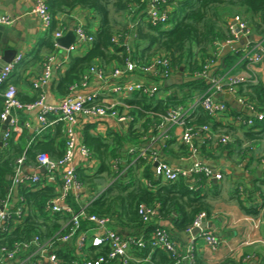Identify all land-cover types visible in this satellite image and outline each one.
Listing matches in <instances>:
<instances>
[{
    "label": "trees",
    "instance_id": "16d2710c",
    "mask_svg": "<svg viewBox=\"0 0 264 264\" xmlns=\"http://www.w3.org/2000/svg\"><path fill=\"white\" fill-rule=\"evenodd\" d=\"M147 1L46 0L52 21L49 26L50 35L43 44L47 52L43 54L39 62L42 65L45 59L56 51L52 38L53 32L60 27L66 29L64 22L55 27V16L80 7L91 11L93 18H97L99 25L93 32L87 24L83 25L84 30L92 36L90 47L81 56L70 55V52L71 62L68 69L52 82L54 91L62 95L63 98L72 95V86H79L90 67L96 68L106 75L108 68L112 66L111 64L123 66L128 59L140 67L151 61L153 57L164 55L169 60L168 66L172 71L177 72L179 67L183 66V72L186 73V76L183 77H195V79L181 84L164 87L163 78L142 72L144 76L152 78L158 86V90L169 87H176L178 90L169 92L155 103L151 102L154 95L144 91L134 92L133 98L125 99L124 103L127 107H120L119 109L120 111L125 109L126 114L133 119L127 123V134L122 136L115 133L116 135L112 136L110 143L100 135L90 131L91 123L84 125L80 132L81 140L90 150L97 165L91 170L88 169V166H75L76 176L85 192L69 191L64 200L72 208L74 214L83 211L88 215L106 217L111 228L119 234L144 239L146 241L144 247H133V251H129L131 257L140 260L138 263L144 262L143 260L149 256L148 261L144 264H173L174 259L171 254L161 248L152 249L149 246L148 239L152 231L155 227L164 228L168 231L170 238L179 243V233L187 231L200 213L207 215V204L203 200V196L198 195V191L184 181V178L175 182H165L160 179L154 181L149 167H146L142 177L147 180L148 184L139 182L135 177L133 168L137 166L135 164L139 162L140 158L133 162L130 161V158L127 159L128 167L122 170L118 166L120 164L116 157L118 149L114 145L120 146L127 139L137 141L149 132L148 121L152 124L159 123L161 116L169 108L187 105L196 94L206 92L210 83L206 77L198 74L207 73L210 70L207 65L216 60V43L231 38L226 28L229 18L239 15L248 23L252 34L263 36L264 0L160 1L162 6L169 9L168 19L164 24L153 23L145 18V11L148 8ZM114 13H120L121 19H116ZM245 66L246 61L244 60L241 68L243 69ZM138 70L141 72L140 69ZM218 74H220V70L216 69L211 75L213 77ZM9 84L15 85V82L10 79L3 82L0 85V93ZM30 86L32 87V84ZM33 91V95L27 100L21 98L18 92H16V97L21 103L31 104L36 102L40 96H45L44 86L37 89L33 88ZM238 94L245 97L247 103L252 106V110L264 111V85L261 81L238 84ZM227 105L235 115L251 116L232 108L228 103ZM2 106L3 97L0 95V112ZM14 109L25 110L24 108ZM46 118L47 124L52 123L55 127L53 134L48 135L50 134L48 133L44 139L36 141L33 136L29 139L27 133L23 131L17 139H10V136L6 146L0 145V203L8 202L10 211V217L3 224L0 222V245L13 247L17 242H30L37 235L40 244L51 242L48 249L55 253L59 264H72L79 258L80 254L75 240L72 239L68 242L56 240L59 235L68 230L71 216L49 210L50 200L57 196L59 191L47 181H44L42 185L31 184L25 189L22 188L16 197V201L12 202L10 199L12 181L6 178L7 175L11 177L14 175L16 159L20 157H23V164L33 166H39L36 160L38 153H47L53 160L62 158L65 149L64 131L63 134L61 131L63 130V123L56 120L55 116L51 114L46 115ZM139 119H147L140 126L142 130L136 127ZM187 120H189V125L206 124L214 131L229 134L232 138L231 142H236L233 131L235 127L223 126L221 123L213 121L201 106H198ZM255 127L264 130V117L258 120L256 126L241 127L240 129L247 133L245 134L247 138H252L254 133L251 130L252 128L254 130ZM219 128L220 130H218ZM223 128L226 129L222 130ZM58 137H61L64 144L55 141ZM231 142L222 145H229ZM185 148L189 152L187 147ZM130 165H134V167ZM60 171L61 168L58 167L54 173H60ZM196 177L200 178L201 181H208L203 175ZM106 183L107 186L101 190L100 188ZM82 197H84L83 200ZM140 204L155 208L156 214L151 216L148 221H144L138 213ZM19 206H22L26 212L20 220H17L14 211ZM173 211L179 213L180 216L178 218L173 216ZM160 221H167L169 225L171 223L172 227L163 226ZM90 225L89 221L81 220L79 229L84 230ZM53 240L55 241L53 242ZM82 248L91 256L106 254L108 251L107 246L96 247L91 244H86ZM36 249L37 247L32 245L27 249L20 250L16 256L17 259L11 263L49 264L43 260L38 262L35 257H32ZM27 257L31 258L24 263L20 262ZM194 263L201 264L197 262L196 256ZM226 263L227 260H224L215 264Z\"/></svg>",
    "mask_w": 264,
    "mask_h": 264
},
{
    "label": "crops",
    "instance_id": "0c3cea01",
    "mask_svg": "<svg viewBox=\"0 0 264 264\" xmlns=\"http://www.w3.org/2000/svg\"><path fill=\"white\" fill-rule=\"evenodd\" d=\"M33 8V0H0V15H6L13 19L10 24H3L5 29L0 39V57L4 55L8 58L13 57V50L17 52L15 56L18 54L22 55L21 61L14 67L9 79L15 82L18 95L26 100L34 93L30 84L41 73L42 67L39 61L43 54L47 52L43 44L44 40L50 35L49 27L33 13ZM54 22L56 23L55 27L60 26L64 22L65 25H63L66 27L64 34L68 30L74 31L77 24H87L92 32L99 25L97 18H93L91 11L80 7L68 13L55 16ZM258 37L253 34L251 40H257ZM239 41L228 43L227 40H224L216 43V60L214 62H218V65L215 70L219 69L220 73L229 75L242 70L241 64L245 60L244 48L248 47L244 39L240 43L241 46L236 48L235 44ZM90 45L91 43H84L82 46H78L71 54L66 52L64 48H56L51 61L53 69L51 80L44 86L45 102L47 104H58L63 99V96L52 88V82L57 80L68 69L71 62L69 54L81 56L85 54ZM111 65L103 78L99 77L97 73L90 74L86 86L77 88L72 95L76 97L87 93H95L107 100L124 101L125 99L133 98L135 95H125L115 91L118 85L134 82H142L147 88L156 85L151 77L144 76L138 68L128 73L112 76L111 71L118 64L114 63ZM255 78L256 82L261 81L264 85V63L255 67ZM176 90H178L176 87L158 90L153 94L151 102L155 103L169 92ZM38 112V107L23 111L13 109L12 115L16 117L21 130L13 132L10 139H17L23 131L27 133L29 139L33 136L36 141L44 139V136L48 133H50L48 135L53 134L55 132L54 125L52 123L45 126L41 124L37 119ZM257 112L261 113V118L254 114ZM243 113L255 116L252 127L256 126L258 120L264 117V111L256 109L247 110V112ZM147 119H139L136 127L141 128L140 126ZM230 122V118L228 120L223 119L221 124L228 126ZM88 123L92 124L90 131L93 134L100 135L109 143L112 136L116 135L115 133L124 136L128 130L127 123H122L123 125L121 126V122L111 117L82 116L79 123L80 142H82L80 132L84 125ZM147 123L149 132L145 136H142L137 141H129L127 139L120 146L118 144L114 145L118 149L116 157L120 161L118 166L122 170L128 167L127 159L130 158V161L133 162L135 159L140 158L139 162L135 164L137 165L136 167L130 165L134 167V174L139 182L148 184L147 180L142 177L146 167H149L153 180L157 179L152 170L153 159L164 161L173 167L186 168L194 162H202L222 174V178L219 180L206 178L207 182L201 181L200 178L196 177L202 174H192L184 178V181L198 191V195L203 196V200L207 204L208 213L204 216L206 227L202 230L211 231L221 240L218 249L212 251L201 240V237L196 234L195 256L197 262L215 264L227 260L226 264H264V244L262 242L264 239V130H261L260 127H255L254 130L252 128L251 132L254 133V137L247 138L245 135L247 133L243 129L235 127L233 131L236 142L230 141L231 143L225 146L213 142L207 144L202 140L201 136H197L195 139L196 150L187 152L186 146L180 139L182 130L178 125H172L169 131L162 135L156 127L158 122L152 124L148 121ZM225 129L223 128L222 130ZM61 131L63 134V130ZM62 139L58 137L55 141L62 142ZM62 144L64 143L62 142ZM73 165L84 167L92 165L88 166V169L91 170L96 167L97 162L94 159L90 163L77 151L73 158ZM40 168L31 164H23L17 176L18 180H20L18 183L13 182L11 176H6L12 181L10 198L12 202L16 201V197L22 188L25 189L31 185L29 181L24 180L26 176L40 174L45 181L47 180L48 174L45 171L40 172ZM53 175L54 179H48V184L52 183L58 190L60 173L56 172ZM106 186L107 183L100 189L104 190ZM83 191L85 192V189L82 188L77 193ZM83 199L84 197H82ZM172 214L176 218L180 216L176 211H173ZM164 223H167V227H172L171 223L169 225L167 221H160L163 226H165ZM191 237L192 235L188 231L179 233L178 245L180 252H185L186 245ZM129 251H133V247ZM132 253L134 254V252ZM44 262H46L45 259ZM110 264L118 263L113 262Z\"/></svg>",
    "mask_w": 264,
    "mask_h": 264
},
{
    "label": "built area",
    "instance_id": "2783aa9c",
    "mask_svg": "<svg viewBox=\"0 0 264 264\" xmlns=\"http://www.w3.org/2000/svg\"><path fill=\"white\" fill-rule=\"evenodd\" d=\"M34 8L33 13L36 14L41 21L46 25L50 26L52 21V16L50 15L46 0H33ZM160 1L165 2L166 0H148V8L145 11V18L148 21L158 24H164L169 15V9H166L160 4ZM13 21L12 18L6 15H0V24H10ZM226 28L228 33L231 35L230 39H227L228 43L237 42L242 38L246 40V45L248 48H244V59L246 61V66L241 71L235 74H224L220 73L216 76L212 75L208 77V72L198 74L204 76L208 79L210 87L206 92L195 95L193 100L187 105H179L171 107L167 112L161 116L160 122L157 124V129L164 135L169 131V128L172 125H178L181 130V141L187 147L189 152H194L196 150L195 139L197 136H201L202 140L207 144L210 142L227 144L232 140L231 136L226 133L214 131L208 125H189L188 117L196 110L198 106H201L205 112L212 118L213 121L222 123V120L231 119V122L228 126L238 127V128H251L255 116L246 117L242 114H233L228 108L226 101L222 98H216L219 94L228 93L230 94L238 103L243 107L247 108L249 111H252V106L247 103L245 97H242L238 94V84L249 82L255 83V67L258 64L264 63V35L259 36L257 40H251L253 35L251 28L248 23L242 19L239 15H235L229 18ZM66 31L65 28L60 27L53 32L52 38L54 46L56 48H61L57 45L56 39L64 35ZM75 42L72 43L66 50V52H73L79 46H82L84 43H91L92 36L88 34L83 25L77 24L74 28ZM116 41V39H113ZM127 48V43H126ZM53 55V54H52ZM48 56L45 61L42 63L40 75L32 81V89L40 88L45 86L51 80L52 76V65L51 61L53 56ZM22 55H16L10 62L6 63L0 68V85L3 82H6L10 78V74L17 64L21 61ZM207 67H211V65ZM169 60L164 55L155 56L147 64L140 67L131 60H126L123 66H116L113 68L112 76H118L124 73H128L135 68L141 70L144 73H151L153 76H160L162 80L173 76L176 72L172 71L169 68ZM97 73V75L103 78L105 75L98 71L96 68L90 67L86 74L83 76L79 86H72V90H76L79 87H85L90 74ZM156 74V75H155ZM182 76H186V73L183 72ZM161 81V80H160ZM162 81V82H163ZM115 91L129 95L134 92L144 91L147 94H154L158 91L157 85H152L151 88H147L142 82L134 83H125L118 85L115 88ZM16 86L14 84H9L7 88L0 93L3 97V106L2 111L0 112V123L7 116H10L7 127L2 133V145L6 146L7 140L13 132H18L21 130L19 123L12 115V110L14 108H24L25 110H31L35 107L39 108L37 119L41 124H47L46 115H54L56 120H59L63 123V131L65 137V149L62 158L59 160L51 159L47 153H38L36 160L39 164V167H44L46 174V181L54 179V171L56 168L60 167V186L59 193L57 196L52 198L49 202V210L51 212H59L62 214H69L71 216L69 221L68 230L59 235L56 240L61 242H68L72 239L75 240L77 249L80 251L79 258L75 260L72 264H110L111 262L116 261L118 264H144L148 261L149 256H147L141 263L139 259L133 258L129 254L131 247L142 248L144 247L146 241L142 238H136L132 236H124L119 234L116 230L112 229L109 225L108 218L97 216L94 214H85L83 211L73 213L72 208L67 205L64 200L65 196L69 191L79 192L83 187L79 182L76 173L75 165H73V158L75 153L78 151L83 157H85L90 163L93 162L94 158L90 150L79 141V130H80V118L82 116H91V117H111L116 119L121 123L130 122L133 117L126 114V110L120 111V107L126 108L127 105L124 101L121 100H107L95 93H87L79 96H68L61 100L58 104H47L45 102V96H40V98L31 104L21 103L16 97ZM258 118H261L262 115L260 112L254 113ZM202 133V134H201ZM144 152V150H143ZM157 161V164L154 166V175L157 179L165 182H175L180 178H185L192 174H202L206 178H214L219 180L222 178L221 172L213 170L211 167L205 165L202 162H194L189 167H178L171 166L170 164L153 159V162ZM116 163V162H115ZM114 163V167L116 166ZM23 165V157L16 159V165L14 167V175L12 176L13 182L18 183L17 176ZM92 166V165H88ZM49 179V180H48ZM24 180L30 182V184H39L44 183V178L40 174H35L31 176H26ZM11 195V194H10ZM11 198V197H10ZM22 200V198L20 197ZM9 203L2 202L0 203V222L3 224L9 217ZM22 206H19L15 209L14 214L17 220H20L21 217L25 214ZM138 213L144 221L156 214V210L153 207H148L144 204L138 206ZM204 213H200L195 219L193 225L187 229L190 233L191 229L195 226H198L201 218H204ZM81 220H87L91 225L84 229L80 230L79 225ZM198 237H201V240L205 245L212 251H216L220 246L221 240L216 237L211 231H203L202 229L197 234ZM197 236L192 235L191 239L186 245L185 252L182 253L179 251V245L173 239L170 238L168 231L161 227H155L151 233V236L148 239L149 246L152 249L161 248L164 251L171 254L174 259L173 264H195V241ZM55 240H53L54 242ZM264 244V239L262 240ZM86 244H91L92 246L101 247L107 246L108 251L106 254H98L96 256L88 255L82 247ZM36 246L37 249L34 252L36 261L46 260L49 264H59V261L51 250L48 247L51 245V242H45L40 244V239L36 235L30 242L21 243L17 242L14 246L0 245V264H12L14 260L17 259V254L20 250L27 249L29 246ZM31 257H27L20 261L24 263ZM135 263H133V262Z\"/></svg>",
    "mask_w": 264,
    "mask_h": 264
},
{
    "label": "water",
    "instance_id": "95a60500",
    "mask_svg": "<svg viewBox=\"0 0 264 264\" xmlns=\"http://www.w3.org/2000/svg\"><path fill=\"white\" fill-rule=\"evenodd\" d=\"M5 27L3 26V24H0V39H1V35L2 32L4 31ZM241 39L237 44H235L236 48L240 47V43L242 42ZM75 41V34L73 30H68L64 35H62L61 37L56 39V43L59 47L67 49L73 42ZM13 55L15 56V54L17 53L16 50H13ZM6 54V53H5ZM13 56V57H14ZM13 57L8 58L6 57V55L0 57V68L2 66H4L6 63L10 62ZM218 65V62H214L211 67L210 70L208 71V77L211 76V74L213 73V71L215 70V67ZM178 72V73H177ZM176 75H173L169 78H167L166 80H164L163 85L164 87H168V86H172V85H176V84H181L183 82H187L189 80H193L195 79V77H183V66H180L178 71H177ZM218 98H223L232 108L237 109L238 111H242V112H247V108L243 107L240 103H238L230 94L228 93H223V94H219L217 96ZM10 116H7L5 118V120L3 121V123L1 124V128H0V144L2 143V133L5 130V128L7 127V124L9 122ZM121 126L123 125L122 123L120 124ZM157 164V161H155L153 163V168L152 170L154 171V166ZM45 171L44 167L40 168V172ZM205 218H201L200 223L198 226H195L191 229L190 233L191 235H196L200 232L201 229H204L206 227V225L204 224ZM167 223H164V225H166Z\"/></svg>",
    "mask_w": 264,
    "mask_h": 264
},
{
    "label": "rangeland",
    "instance_id": "374dc122",
    "mask_svg": "<svg viewBox=\"0 0 264 264\" xmlns=\"http://www.w3.org/2000/svg\"><path fill=\"white\" fill-rule=\"evenodd\" d=\"M114 17H115L116 19L120 20L121 17H122V15H121L120 13H118V14H117V13H116V14L114 13ZM167 26H170V25H167ZM167 26H166V27H167Z\"/></svg>",
    "mask_w": 264,
    "mask_h": 264
}]
</instances>
